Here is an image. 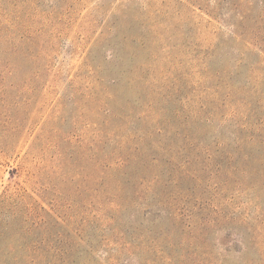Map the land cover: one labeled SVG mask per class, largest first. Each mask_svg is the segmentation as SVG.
Wrapping results in <instances>:
<instances>
[{
	"label": "rangeland",
	"instance_id": "obj_1",
	"mask_svg": "<svg viewBox=\"0 0 264 264\" xmlns=\"http://www.w3.org/2000/svg\"><path fill=\"white\" fill-rule=\"evenodd\" d=\"M0 264H264V0H0Z\"/></svg>",
	"mask_w": 264,
	"mask_h": 264
}]
</instances>
